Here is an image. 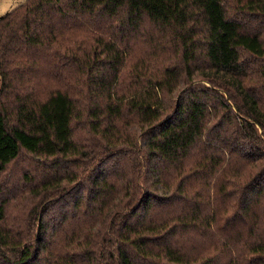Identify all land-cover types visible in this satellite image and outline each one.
<instances>
[{"label": "trees", "instance_id": "obj_1", "mask_svg": "<svg viewBox=\"0 0 264 264\" xmlns=\"http://www.w3.org/2000/svg\"><path fill=\"white\" fill-rule=\"evenodd\" d=\"M0 82V264H264V0H25Z\"/></svg>", "mask_w": 264, "mask_h": 264}, {"label": "rangeland", "instance_id": "obj_2", "mask_svg": "<svg viewBox=\"0 0 264 264\" xmlns=\"http://www.w3.org/2000/svg\"><path fill=\"white\" fill-rule=\"evenodd\" d=\"M25 0H0V15L5 14L6 12L10 11L11 9L18 6L20 3L24 2ZM1 84V82H0ZM34 161V160H31ZM30 161V162H31ZM27 163V162H26ZM32 165L38 166V163H33ZM16 171L14 173L15 176H18L21 174V168L22 167H15ZM18 192H13V194H17Z\"/></svg>", "mask_w": 264, "mask_h": 264}]
</instances>
